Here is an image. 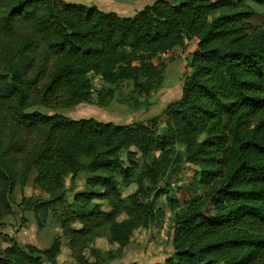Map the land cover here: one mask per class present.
I'll list each match as a JSON object with an SVG mask.
<instances>
[{
    "label": "trees",
    "instance_id": "obj_1",
    "mask_svg": "<svg viewBox=\"0 0 264 264\" xmlns=\"http://www.w3.org/2000/svg\"><path fill=\"white\" fill-rule=\"evenodd\" d=\"M255 15L247 0H155L130 16L0 0V225L14 208L7 190L31 171L48 196L27 205L36 215L63 201L64 178L85 171L88 190L72 195L60 229L76 264H95L83 251L107 237L116 248L96 256L101 264L154 223L159 182L190 165L189 189L202 192L181 207L170 198L172 253L152 264H264V21L252 25ZM189 46L180 98L145 124L30 110L104 105L126 81L148 96L163 84L159 55ZM92 77L104 83L96 93ZM118 176L136 184L126 199ZM0 237L10 244L0 264H54L58 239L40 252Z\"/></svg>",
    "mask_w": 264,
    "mask_h": 264
},
{
    "label": "rangeland",
    "instance_id": "obj_2",
    "mask_svg": "<svg viewBox=\"0 0 264 264\" xmlns=\"http://www.w3.org/2000/svg\"><path fill=\"white\" fill-rule=\"evenodd\" d=\"M63 1L95 5L103 11H113L121 16H130L155 0ZM247 3L256 11V15L250 19V23L254 26L261 24L264 21V0H260V2L247 0ZM189 49L190 46L187 49L181 47L159 55V59L164 65L163 84L157 91H151L148 96L134 91L131 83L126 81L115 87L113 96L108 98L104 105L80 103L71 107L55 109L36 106L30 110H38L48 114L57 111L72 119L93 117L102 122L115 124H130L133 122L145 124L150 118L159 115L168 103L180 98L181 86L189 70ZM91 80L94 93L97 92L98 88L104 86V83L98 77H92ZM135 163L141 165V160L136 157L133 165ZM196 172V168L184 165L177 173L169 177L166 176L164 180L160 181L158 187L161 193L155 199V204L160 210L156 214L154 223L147 229H137L130 237L128 245L122 248L121 251L116 252L115 256L118 255L117 257L109 260L105 259L101 261V264H152L162 262L169 256L172 253L171 239L167 236L168 220L172 213L169 200L170 198L177 199V203L181 207L184 200L192 197L195 193L202 192V189H198L197 192L189 189ZM34 176L35 171H31L25 184L16 185L11 189L9 194L11 202L15 205L21 204L24 210L18 208L22 212V215H20V211L13 208L12 214L4 215L1 219L0 233L14 238L20 245L32 246L40 252L47 250L58 239L59 247L54 256V264H76L75 258L67 246V239L61 233L60 218L62 212L70 204L72 195L76 192L88 190L85 185L88 173L80 171L73 182L70 181L69 177L64 178V186L67 191L63 201L55 204L53 208L48 209L45 213H39L38 215L28 209L27 205L47 200L48 196L33 184ZM118 188L122 198L126 199L135 190L136 184L124 185L121 177L118 176ZM101 203H103V209H108L107 204ZM124 217V215H121L118 220ZM71 227L78 228L79 225L74 223ZM8 247H10V244L0 237V252ZM115 248L116 245L110 244L108 238L104 236L89 243L88 248L83 251V255L87 261L97 264L100 259L96 256L105 258L107 253L115 251Z\"/></svg>",
    "mask_w": 264,
    "mask_h": 264
},
{
    "label": "water",
    "instance_id": "obj_3",
    "mask_svg": "<svg viewBox=\"0 0 264 264\" xmlns=\"http://www.w3.org/2000/svg\"><path fill=\"white\" fill-rule=\"evenodd\" d=\"M9 194H10V191H9V189H8V190H7V193H6V200L9 202L10 206H12V207L18 209V207H17L16 205H14V204L10 201V199H9ZM18 210H19V209H18ZM19 211H20V210H19ZM20 215H22V212H21V211H20Z\"/></svg>",
    "mask_w": 264,
    "mask_h": 264
}]
</instances>
